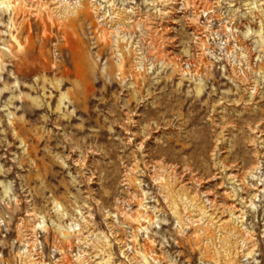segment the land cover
I'll return each instance as SVG.
<instances>
[{"label": "rangeland", "instance_id": "rangeland-1", "mask_svg": "<svg viewBox=\"0 0 264 264\" xmlns=\"http://www.w3.org/2000/svg\"><path fill=\"white\" fill-rule=\"evenodd\" d=\"M135 263L264 264V0H0V264Z\"/></svg>", "mask_w": 264, "mask_h": 264}, {"label": "bare ground", "instance_id": "bare-ground-1", "mask_svg": "<svg viewBox=\"0 0 264 264\" xmlns=\"http://www.w3.org/2000/svg\"><path fill=\"white\" fill-rule=\"evenodd\" d=\"M17 0H14V2H16ZM23 2V1H22ZM44 2V1H43ZM84 2V1H83ZM82 2V3H83ZM13 4V3H12ZM16 4V3H15ZM14 4V5H15ZM18 5V4H17ZM84 5V4H83ZM22 6V5H21ZM86 10V9H85ZM92 10V9H91ZM175 10V9H174ZM40 11V10H39ZM87 11V10H86ZM16 13V12H15ZM70 13V12H69ZM86 13V12H85ZM84 13V14H85ZM67 14V13H66ZM12 22V21H11ZM21 46V45H20ZM120 59V58H119ZM121 60V59H120ZM121 62V61H120ZM122 63V62H121ZM41 64V63H40ZM40 64H39V62H37V61H34V62H30V63H27V65H26V67H24V66H22L21 64L19 65V68L22 70V71H24V72H26L27 70L28 71H34V70H36V69H38V67L40 66ZM42 66V65H41ZM125 66V65H124ZM36 72V71H35ZM134 78V77H133ZM255 84V83H254ZM129 176V175H128ZM228 176V175H227ZM240 186V185H239ZM247 186V185H246ZM195 195V194H194ZM241 204V203H240ZM199 209V208H198ZM236 210V209H235ZM141 211H143V210H141ZM142 213V212H141ZM107 216V215H106ZM218 216V215H217ZM85 220V219H84ZM87 220V219H86ZM88 222V221H87ZM113 222V221H112ZM128 223V222H127ZM139 223V222H138ZM144 223V222H143ZM113 224V223H112ZM135 226V225H134ZM93 232V231H92ZM123 238V237H122ZM66 240V239H65ZM83 240V239H82ZM126 241V240H125ZM133 242V241H132ZM119 248V247H118ZM134 248V247H133ZM149 252V251H148ZM144 254V253H143ZM141 257V256H140ZM134 260V259H133ZM142 260V259H141ZM136 264V263H135Z\"/></svg>", "mask_w": 264, "mask_h": 264}]
</instances>
